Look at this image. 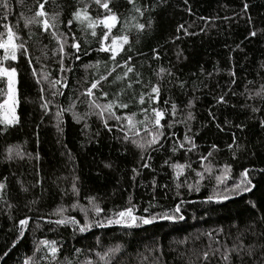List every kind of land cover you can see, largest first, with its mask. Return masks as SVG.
<instances>
[{
    "label": "trees",
    "instance_id": "trees-1",
    "mask_svg": "<svg viewBox=\"0 0 264 264\" xmlns=\"http://www.w3.org/2000/svg\"><path fill=\"white\" fill-rule=\"evenodd\" d=\"M6 2L7 9L0 6V32L9 24L27 54L21 50L16 62L6 63L18 71L19 123L6 131L0 125V183L6 185L0 190V264H24L29 257L31 264H264V0H135L143 15L127 0H111L119 17L113 34L129 37L116 61H129L134 69L122 81L115 77L125 69L116 67L110 53L98 51L102 26L93 37L86 24H68L72 13L85 6L93 18L103 16L105 10L94 0H47L49 19L56 15L54 28L47 31L36 23L26 26L44 0ZM137 23L145 28L138 30ZM72 37L81 46L79 53L71 47ZM58 40L64 42L63 57ZM113 67L116 71L101 81L108 97L96 91L98 102L117 96L128 102V109L116 110L118 115L139 113L141 107L165 110L158 145L142 151L123 139L115 120L108 121L109 131L89 109L81 93ZM56 79L67 85L56 86L63 95H52L49 81ZM153 85L160 87L158 101L139 105V95L150 93ZM0 89L6 90L2 78ZM45 102H50L48 109L41 107ZM57 105L65 110L59 119ZM73 112L83 119L77 122ZM141 137L147 139L143 131ZM175 163L190 165L178 179ZM208 165L211 175L204 172ZM225 165H230L228 178L218 185L215 176ZM244 169L255 185L251 192L229 193L219 202L207 199L239 182ZM197 171L204 172L203 179ZM130 196L135 214L155 216L153 223L107 225V218L129 206ZM89 198L101 213H95ZM177 205L180 213L174 211ZM165 213L177 218H160ZM69 217L81 226L87 219L92 226L80 232L70 222L54 223ZM25 218L29 223L20 237L19 221ZM41 240L56 242L55 261L42 245L36 251ZM240 241L244 251L224 260L225 250Z\"/></svg>",
    "mask_w": 264,
    "mask_h": 264
},
{
    "label": "snow or ice",
    "instance_id": "snow-or-ice-1",
    "mask_svg": "<svg viewBox=\"0 0 264 264\" xmlns=\"http://www.w3.org/2000/svg\"><path fill=\"white\" fill-rule=\"evenodd\" d=\"M95 4L99 5L101 8L105 10V14L101 17L93 18L88 10L87 6L84 8H78L75 12L72 13V19L68 21V24L71 25L73 23V20H75L78 23L86 24L87 29L90 30L91 35L93 37H97V28L102 26V32L98 37L99 42V48L98 51L110 53L109 59L116 65V67H123L125 71H123L122 75H117L115 77V81H122L125 79H130L129 73H133L134 69L130 66L129 61H125L123 65H120L116 61V57L124 51V46L129 44V37L128 35H114L113 29L117 27V24L119 22V17L117 13L112 11V8L110 7L111 0H94ZM129 4H132L134 6V10L137 13H140L143 15V12L140 7H135V0H127ZM47 3V0H44V3H39L38 9L35 12V15L26 20V26L27 24L36 23L42 28L47 31L50 28H54L55 21H56V15H53L51 19H49V13L45 11V4ZM3 8L7 9L8 4L5 0V2L0 5ZM244 10L246 11L248 9V4H244ZM4 19H7V15L4 17ZM5 32H0V50H2V55H0V78L3 79V81L6 83V90L0 89V125L4 126L3 131H6L8 127H11L17 123H19V117L17 115V106L19 103L18 99V91H17V84H18V71L16 67L12 66H6L7 62H16L18 60V52L23 50L25 54H27V49L25 48L24 43H17V40L20 39L17 33L13 30V28L9 24L3 25ZM135 27L138 30H143L145 28V25L143 23H137ZM183 28V25L180 26ZM179 31V29H178ZM186 31V30H185ZM52 35L54 37H57L58 34L53 31ZM63 35V34H60ZM251 36H255V32L250 33ZM73 43L71 44V47L75 49L77 53L80 51V44L76 42L75 37H72ZM110 41V43H109ZM59 52L61 53V56L63 57V54L65 52L64 48V42L59 41ZM155 51V50H154ZM158 58V57H157ZM75 59H79V55L75 56ZM131 58H129L130 60ZM29 63L31 61L29 60ZM99 61H97V67L99 65ZM62 64V60H61ZM116 67H113L111 69L107 70V74L100 75L99 79H95L91 82L90 86L83 92L81 95L87 97V104L89 109L95 110L93 114L97 115L103 122L104 127L111 131L112 129L109 127V120H115L119 124V129L124 133L123 139L125 141H130L131 144H133L135 147L141 149L142 151L146 150L147 148H151L155 145H158L161 138L164 136L163 127L164 125L161 123V121L165 117V110H161L157 107H151L145 108L141 107L139 109V113L137 112H130L123 115L117 114V109H128L129 103L119 100V97L112 100H108L106 103H100L98 102V98L96 96V91L100 92V96L103 98L108 97V92L103 91L101 89V81H106L108 79V76L112 75L113 72L116 71ZM63 71V67L61 68ZM165 70L163 68L160 69V72L163 73ZM36 75V72L33 71V76ZM234 75V73H233ZM44 79H47V76H44ZM114 81V82H115ZM136 83H139V79L135 81ZM37 83H40L39 80H37ZM51 87L55 89V91L52 92L53 96L56 95H63L62 92H60L59 88H57V85H61L62 87H66V83L62 81L61 79H56L53 81H49ZM127 88H132V83H128ZM95 90V91H94ZM44 89H41V93H43ZM124 89H121L120 95L124 94ZM160 94V87L158 85L151 86V92L150 93H141L138 97L137 103L139 105H145L146 103H150L152 101H158ZM147 97V99H146ZM41 99L43 100L44 97L41 95ZM133 100H136V97H132ZM220 102H223V97L220 98ZM50 102H45L41 105L42 108L48 109ZM59 109V105H57ZM74 108V104L69 105V109ZM175 109L176 105H172V115H175ZM65 111L64 109H59L56 113L57 118L61 116V113ZM253 111H257V109H253ZM87 115V114H86ZM138 115H142V119H138ZM74 119L79 122L83 117H81L79 114L73 112ZM189 117L191 118V113H189ZM262 126H264V121L261 122ZM169 127H171V124H169ZM59 130V129H58ZM141 131L145 134L147 139L144 137H141ZM139 138V139H137ZM184 140L187 141L189 144H192V147H195V144L191 141V138L185 135ZM181 148L184 147V145L181 143L179 145ZM229 148H232L233 145H229ZM213 148H215V145H213ZM191 151V149H188ZM173 151L175 152L176 149L173 148ZM9 158H11L12 149H8ZM19 154V153H18ZM212 153L209 152L208 156H211ZM150 158V157H149ZM208 157H201V160H207ZM167 163V162H166ZM108 167L109 165H105ZM173 169L176 171V177L179 178L180 175H182L186 168H189L190 165L187 164H180L175 163L171 165ZM143 167L147 168L149 165L145 163ZM261 171H264V169H261ZM133 172L136 173L137 170L133 169ZM204 172L209 173V175L212 174V167L211 165H208L204 167ZM204 172H196V176L203 179L204 178ZM230 172V165H225L223 169V173L221 175L215 176V179L219 184H223L225 182V179L228 178L227 174ZM153 186H155V181H153ZM6 187L4 183H0V190H3ZM177 187H180L178 184ZM193 186L189 185V188L191 189ZM196 190H199V180L196 182ZM255 187V185L252 183V180L249 178V170L244 169L240 173V179L239 182L234 183L231 188H226L224 192H213L212 195L208 196V200H216L217 202L222 200L229 199V193L233 194H239L244 192H251L252 189ZM73 190L75 191V186H73ZM89 203L92 205L93 210L95 213L99 214L103 210L94 202V198H89ZM255 207V204L252 205ZM59 212H63V209H59ZM136 208L135 205L131 204V196L129 197V206L125 207L123 210H120L118 212H115L112 217L107 218V225L117 224V225H123L125 227H133L137 223H143L145 225L153 223V221L156 219L155 216L151 217H145V216H138L135 214ZM145 212L148 211V209H144ZM175 213H180L181 209L179 205L176 206L174 209ZM160 218L167 219V220H174L177 217L173 215H168L165 213ZM179 219H183V216H179ZM72 223L73 225H77L79 227L80 232H85L88 230L92 225L87 222V219L85 223L81 226L79 225V222L76 221L74 217H69L66 219H59L54 221V223L58 225L66 224V223ZM29 223V218L21 219L19 221V236L23 237L25 229ZM97 226L103 227L105 226L100 221L95 222ZM238 237V241H239ZM43 246L47 249V254L52 258L53 261L56 260L57 254L59 252V248L56 245L55 241H49V240H41L39 244L37 245L36 251L40 250V246ZM119 248L110 249L111 252L118 251ZM77 251H80L77 249ZM244 251V244L242 241L238 242L233 246L232 249H226L225 253L223 254L224 260H229V253L236 252L239 254L240 252ZM248 254L251 255V247L249 246ZM7 255V253H5ZM108 255V253H105L104 256H101V259H105V257ZM208 253H204V259L207 260ZM32 258L29 257L24 260V264H31ZM88 264H91V261L88 262Z\"/></svg>",
    "mask_w": 264,
    "mask_h": 264
},
{
    "label": "rangeland",
    "instance_id": "rangeland-1",
    "mask_svg": "<svg viewBox=\"0 0 264 264\" xmlns=\"http://www.w3.org/2000/svg\"><path fill=\"white\" fill-rule=\"evenodd\" d=\"M6 66H8V65H6ZM18 110V106H17V109H16V111Z\"/></svg>",
    "mask_w": 264,
    "mask_h": 264
}]
</instances>
